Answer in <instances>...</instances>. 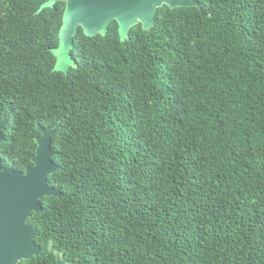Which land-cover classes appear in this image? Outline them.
Wrapping results in <instances>:
<instances>
[{"label":"trees","instance_id":"obj_1","mask_svg":"<svg viewBox=\"0 0 264 264\" xmlns=\"http://www.w3.org/2000/svg\"><path fill=\"white\" fill-rule=\"evenodd\" d=\"M0 0V159L59 169L32 212L49 254L17 264H264V0L162 5L120 40L73 38L55 71L64 1Z\"/></svg>","mask_w":264,"mask_h":264},{"label":"water","instance_id":"obj_2","mask_svg":"<svg viewBox=\"0 0 264 264\" xmlns=\"http://www.w3.org/2000/svg\"><path fill=\"white\" fill-rule=\"evenodd\" d=\"M64 1L62 24L59 30V43L51 49L56 61L55 71L66 73L75 67L71 56L73 38L79 28L87 36L105 35L112 21L118 24L121 41L129 37L133 25L141 23L144 29L155 24V14L162 5L175 7L197 6V0H47L38 11ZM7 117L0 121V143L4 141L1 131ZM40 132L35 137L36 149L32 165L23 172L4 168L0 159V264H17L33 256H45L50 252V244L43 249L34 241L36 225L29 221L32 212L42 209L44 196H60L59 189L48 184V176L59 169L52 161L55 151L51 148V137L59 134V123L51 128L37 124ZM56 264H68L61 252H56Z\"/></svg>","mask_w":264,"mask_h":264}]
</instances>
